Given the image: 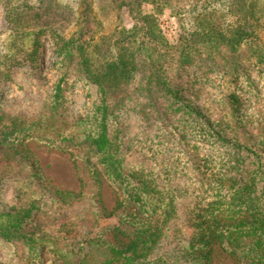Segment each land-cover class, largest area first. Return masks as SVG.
<instances>
[{
	"label": "trees",
	"instance_id": "trees-1",
	"mask_svg": "<svg viewBox=\"0 0 264 264\" xmlns=\"http://www.w3.org/2000/svg\"><path fill=\"white\" fill-rule=\"evenodd\" d=\"M145 1L155 6V13L142 11ZM48 5L59 12L57 4ZM118 6L128 7L134 21L132 27L97 38L87 29L94 17L92 3L82 0L79 12L66 11L70 27L54 22L46 23L44 31L36 30L39 37L43 32L49 36L57 56L54 69L59 76L51 95L53 107L67 99L71 80L98 88L99 97L94 103L97 108L89 116V126L96 128L82 140L89 147L85 161L99 181L106 177L124 190L116 212L110 213L118 218L113 227L114 239H102L109 252L103 264H213L215 250L230 257L231 264H264V164L247 160L239 152L243 147L239 141H232L226 148L218 145V139L224 137L223 126L202 113L210 108L196 107H204L203 101L189 103L183 99L181 88L174 81L182 69L202 60L214 61L227 76H235L243 67L263 66L264 40L258 33L264 27L262 0H229L234 21L227 28H195L176 45L169 43L160 27L157 17L163 11L160 1L123 0ZM15 23L20 26L14 42L17 59L9 58L3 63L0 81L11 80L16 64H35L42 53L39 44L32 50L23 47L20 39L30 25L25 24L23 17L16 18ZM72 26L76 27L75 31ZM96 56L103 61L96 63ZM134 93L171 101L167 106L170 114L186 107L192 113L191 118H195L192 149L183 150L182 146L187 145L183 142L170 155L171 144H165L155 149L162 156L157 164L126 161L122 153V127L111 124L110 111ZM92 120L94 125H90ZM35 126L28 125L25 117L4 112L0 115V144L19 139L24 133L45 134L33 131ZM36 138L46 141L48 137L37 135ZM61 141V148L81 143L74 137ZM168 162L172 163L161 171ZM197 172L199 179L194 176ZM174 175L185 177L187 187H170L166 181ZM125 183L132 188L124 187ZM191 191L196 193V202L181 211L180 203ZM49 193L61 204L80 196L55 186H49ZM40 201L33 200L23 207L12 206L6 215L0 213V240H17L31 247L41 244L43 238L51 237L58 242L60 237L50 233L35 236L24 232L26 221L42 208ZM103 236L102 232L99 237ZM171 244H175L173 249ZM47 248L56 254L62 252L52 242ZM77 249L80 257L75 263L86 264L87 246L80 244Z\"/></svg>",
	"mask_w": 264,
	"mask_h": 264
},
{
	"label": "rangeland",
	"instance_id": "rangeland-1",
	"mask_svg": "<svg viewBox=\"0 0 264 264\" xmlns=\"http://www.w3.org/2000/svg\"><path fill=\"white\" fill-rule=\"evenodd\" d=\"M81 1L0 0V67L9 58L17 59L14 42L20 26L15 23L16 18L23 17L25 24L30 25L20 39L23 47L32 50L39 44L42 52L35 64H16L11 80L0 81V115L5 112L25 117L28 125H36L33 131L45 133L36 136L48 137L44 141L24 133L25 136L19 139L0 144V213L6 215L12 206L23 207L25 203L41 200L42 208L34 211L26 221L24 232L35 236L50 233L60 237L58 242L51 237L43 238L36 247L17 240L1 239L0 264H76L80 257L77 249L80 244L88 248L86 264H103L109 252L102 239H114L113 227L117 225L118 218L110 213L117 208L124 190L106 177L98 180L95 171L86 164L89 147L82 141L91 129L96 128L89 126V116H93L97 108L94 103L99 97L98 88L71 80L67 99L53 107L51 95L59 76L54 69L57 56L49 36L43 32L39 37L36 32L38 29L44 31L48 26L46 23L62 22L65 27H70L66 11L79 12ZM89 1L94 17L87 29L97 38L116 29L132 27L134 21L128 7L120 9L118 6L123 0ZM158 1L163 4V11L157 14L158 21L172 45L188 37L195 28L222 30L234 21L228 8L229 0ZM262 2L264 4V0ZM49 3L57 4L59 12L54 11ZM141 9L144 13L156 12L150 1H145ZM75 29L72 26V31ZM258 33L264 40V27L261 26ZM94 60L96 63L103 61L98 56ZM174 81L181 88L183 99L189 103L203 101L204 107H196L200 110L210 108L208 112L202 110V113L217 119L223 126L224 137L218 139V145L226 148L232 141H239L243 145L239 152L247 160L264 164V65L243 67L235 76H227L226 71L214 61L202 60L182 69ZM170 102L134 93L110 111L111 124L122 127V153L126 161H142L150 166L157 164L162 156L155 149L159 150L165 144H171L168 149L170 155L180 149L183 142L187 144L182 146L183 150L192 149L195 118H191L192 113L186 107L170 114L167 107ZM5 122H9L8 118ZM94 123L92 120L90 125ZM66 137H74L81 143L59 147L61 139ZM171 163L162 166L161 171ZM192 169L197 167L192 166ZM194 176L196 179L201 177L198 172ZM185 181V177L174 175L166 182L170 187L181 189L187 187ZM125 185L132 188L131 184ZM49 186L80 196L61 204L49 193ZM195 194L191 191L182 199L181 211L186 205L192 207L196 202ZM102 232L104 236L99 237ZM51 242L62 252L50 251L47 244ZM171 245L173 249L175 244ZM231 263L230 257L215 250L213 264Z\"/></svg>",
	"mask_w": 264,
	"mask_h": 264
}]
</instances>
